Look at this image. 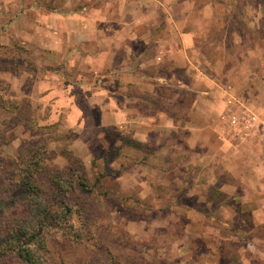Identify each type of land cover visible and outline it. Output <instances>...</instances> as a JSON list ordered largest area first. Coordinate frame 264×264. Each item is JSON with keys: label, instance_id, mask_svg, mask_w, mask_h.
Wrapping results in <instances>:
<instances>
[{"label": "crops", "instance_id": "0c3cea01", "mask_svg": "<svg viewBox=\"0 0 264 264\" xmlns=\"http://www.w3.org/2000/svg\"><path fill=\"white\" fill-rule=\"evenodd\" d=\"M218 1L65 0L48 9L35 0L19 14L15 32L19 40L32 44L39 58L37 71L56 79L36 82H69L66 88L55 84L54 93L57 102L68 103L69 118H85L87 106L81 108L79 101L90 104L99 114L98 127L128 129L137 141L151 145L161 128L170 133L187 130L182 165L196 162L207 168L215 191L241 209L233 210L235 215L250 219L246 223L241 217L239 228L225 223L229 230H240L235 260L264 264L261 17L255 22L246 18L249 25L242 31V18L230 14L218 27ZM161 88L172 92L163 99L169 106L189 105L180 104L177 115L158 112L152 102L162 99ZM243 107L259 120L246 137L233 136L227 120Z\"/></svg>", "mask_w": 264, "mask_h": 264}, {"label": "rangeland", "instance_id": "374dc122", "mask_svg": "<svg viewBox=\"0 0 264 264\" xmlns=\"http://www.w3.org/2000/svg\"><path fill=\"white\" fill-rule=\"evenodd\" d=\"M34 1L0 0V153L14 160L27 157L31 150L47 149L48 169L43 181L53 172L74 178V171L83 165L92 189L91 193H76L71 198L84 209L82 216L91 230L90 237L85 236L83 243L69 239L54 243L52 260L72 262L75 258L88 264H239L235 259L240 243L235 237L240 230H229L225 223L239 228L241 217L246 223L250 219L246 214L235 215L233 210L238 213L241 209L215 191L208 182L207 168L196 162L182 165V157L187 156V141L183 140L187 130L173 129L172 134L161 128L154 134L156 144L142 143L128 129L98 127L99 114L89 109L90 104L79 101L81 108L87 106L86 119L69 118L68 103H58L60 98L54 94L58 90L55 84L66 88L69 82H36L40 78L56 79L48 72L37 71L39 58L32 44L19 40L15 32L19 29L15 23L19 14L31 9ZM37 1L48 9L65 2ZM215 9L220 15L218 27L232 14L242 18V31L249 25L246 18L255 22L253 19L260 16L259 33L264 37V0H219ZM9 24L12 27L8 31ZM18 25L22 27V22ZM160 91L162 99L152 102L160 113L177 115L180 104L189 105L178 102L169 106L163 99L172 92L165 88ZM161 145L171 148L159 150ZM81 224L77 220L76 225Z\"/></svg>", "mask_w": 264, "mask_h": 264}, {"label": "trees", "instance_id": "16d2710c", "mask_svg": "<svg viewBox=\"0 0 264 264\" xmlns=\"http://www.w3.org/2000/svg\"><path fill=\"white\" fill-rule=\"evenodd\" d=\"M47 152L37 148L14 160L0 153V264H88L75 258L52 260L54 243L63 239L83 243L91 234L83 207L71 198L92 189L83 165L74 178L53 172L43 181ZM77 220L82 224L76 225Z\"/></svg>", "mask_w": 264, "mask_h": 264}, {"label": "built area", "instance_id": "2783aa9c", "mask_svg": "<svg viewBox=\"0 0 264 264\" xmlns=\"http://www.w3.org/2000/svg\"><path fill=\"white\" fill-rule=\"evenodd\" d=\"M259 120L258 115L247 107H243L238 113H233L227 120L229 134L246 137L255 129Z\"/></svg>", "mask_w": 264, "mask_h": 264}]
</instances>
